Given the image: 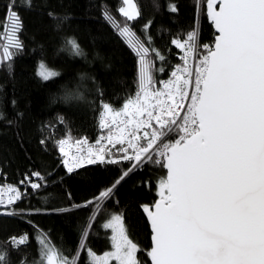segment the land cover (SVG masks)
<instances>
[{
  "label": "snow or ice",
  "instance_id": "obj_1",
  "mask_svg": "<svg viewBox=\"0 0 264 264\" xmlns=\"http://www.w3.org/2000/svg\"><path fill=\"white\" fill-rule=\"evenodd\" d=\"M122 4L119 13L127 21H136L140 12L134 0H122ZM21 6L31 9L32 0ZM192 6L196 16L210 22L213 39L201 43L196 23L184 40L173 38L171 45L182 53V63L171 66L168 78L159 80L160 87H156L157 74L165 73L171 61L154 47L150 25L143 26L142 39L128 24H115L105 13L138 57L136 91L119 110L102 104L98 128L104 134L98 136L95 147L86 138L78 139L70 154L65 150L69 141H59L62 166L66 174H73L86 171L87 166L126 162L113 184L94 197L114 203L117 187L145 165L166 169L158 181L159 200L151 207L142 206L151 227L147 256L152 264H264V0H192ZM168 10L179 11L174 3ZM7 11L12 38L3 57L11 59L14 53L9 47L23 48L19 38L23 23L16 0H9ZM49 17L58 31L55 14L49 12ZM66 43L81 54L75 38ZM38 75L49 81L58 73L41 63ZM44 179L36 171L25 174L20 184L25 190H36ZM8 191L11 195L7 201L0 198V206L21 201L23 194L17 187ZM76 207L73 203L72 208ZM0 214L41 213L13 208ZM102 227L112 230V250L97 255L81 242L77 251L85 256L84 264H142L137 256L141 249L129 238L121 215H113ZM88 236L85 231L83 241ZM28 243L27 233L5 242L18 254ZM38 244L47 264H80L79 254L72 258L59 254L43 235ZM0 264H13L6 246H0ZM18 264L29 262L21 256Z\"/></svg>",
  "mask_w": 264,
  "mask_h": 264
},
{
  "label": "trees",
  "instance_id": "obj_2",
  "mask_svg": "<svg viewBox=\"0 0 264 264\" xmlns=\"http://www.w3.org/2000/svg\"><path fill=\"white\" fill-rule=\"evenodd\" d=\"M8 2L0 0V177L23 195L21 201L0 209V213L14 208L25 213L38 209L41 214H0V246L8 247L13 264H18L21 256L29 264H42L38 239L43 235L59 254L69 258L79 254L80 264H84L85 256L77 251L80 243L85 242L97 255L111 251L112 230L102 225L113 215H121L129 238L141 249L138 259L142 264H151L147 256L151 230L142 206L151 207L159 199L158 181L166 170L145 165L117 187L116 203L95 200L100 191L113 184L127 163L92 165L86 171L66 174L59 141L67 139L68 145L84 138L96 141L104 134L98 128L102 104L109 103L119 110L136 91L138 57L119 36L115 24H128L142 39L143 26L150 25L148 32L154 47L171 61L165 73L157 74L156 87H159V80L168 78L171 66L182 63L179 59L182 53L171 45V40L177 36L184 40L186 31L196 23L201 43H210L213 39L210 22L194 14L192 0H135L140 12L136 21H127L119 13L122 0H32L31 9L21 6L26 0H16V11L23 23L19 33L23 48L18 51L9 47L14 53L9 59L3 57L4 47L9 46L12 38L11 21L5 19L6 13L11 15L7 11ZM170 3L176 4L178 13L169 12ZM49 12L55 14V23L60 24L58 31L54 30ZM105 13L111 15L115 24L106 19ZM72 38L79 44L81 54L66 43ZM149 56L159 67L154 54ZM41 62L58 75L43 81L38 75ZM68 89L83 92L85 101L51 102L54 95L58 97ZM36 171L45 177L38 181L41 188L25 190L20 181L25 174L31 176ZM89 200L93 203L85 204ZM73 203L78 207L72 208ZM96 204L101 207L96 209ZM61 208L71 211L60 213ZM33 224L38 227L34 229ZM85 231L89 233L87 241H83ZM22 233L28 234L29 243L18 254L5 242Z\"/></svg>",
  "mask_w": 264,
  "mask_h": 264
},
{
  "label": "clouds",
  "instance_id": "obj_3",
  "mask_svg": "<svg viewBox=\"0 0 264 264\" xmlns=\"http://www.w3.org/2000/svg\"><path fill=\"white\" fill-rule=\"evenodd\" d=\"M85 101V97L83 92H77L72 89L65 90L57 97L54 95L51 98V102H63L65 104L72 103V102H80L83 103Z\"/></svg>",
  "mask_w": 264,
  "mask_h": 264
},
{
  "label": "built area",
  "instance_id": "obj_4",
  "mask_svg": "<svg viewBox=\"0 0 264 264\" xmlns=\"http://www.w3.org/2000/svg\"><path fill=\"white\" fill-rule=\"evenodd\" d=\"M161 86V85H160ZM159 86V87H160ZM191 94V93H190ZM93 147H95V141L94 142H89ZM119 147V146H117ZM65 150L66 151H69L70 154L72 152L75 151V145H65ZM10 187H14L12 184L9 183V181H7L6 178H1L0 177V198L4 199L5 201H7L9 195H11V193L8 191V189ZM16 202L14 201L13 202V205L15 204ZM13 205H5V206H0V209H6L8 207H11Z\"/></svg>",
  "mask_w": 264,
  "mask_h": 264
},
{
  "label": "rangeland",
  "instance_id": "obj_5",
  "mask_svg": "<svg viewBox=\"0 0 264 264\" xmlns=\"http://www.w3.org/2000/svg\"><path fill=\"white\" fill-rule=\"evenodd\" d=\"M134 3H136L135 0H134ZM123 6H124V5H123ZM137 10L139 11L138 6H137ZM41 63H43V62H41ZM41 63H39V65H40ZM43 64H44V63H43ZM39 65H38V72H39ZM50 70H51V69H50ZM52 71H54V70H52ZM42 264H47L46 260H44V262H43Z\"/></svg>",
  "mask_w": 264,
  "mask_h": 264
},
{
  "label": "water",
  "instance_id": "obj_6",
  "mask_svg": "<svg viewBox=\"0 0 264 264\" xmlns=\"http://www.w3.org/2000/svg\"><path fill=\"white\" fill-rule=\"evenodd\" d=\"M217 7H219V6H217ZM165 170H166V169H165ZM158 200H159V199H158ZM158 200H157V201H158ZM157 201H156V202H157ZM145 215H146V214H145ZM146 219H147V217H146ZM147 221H148V220H147ZM148 223H149V226H150V222H149V221H148ZM150 230H151V227H150ZM151 235H152V233H151ZM151 246H152V241H151ZM150 250H151V249H150ZM149 261H150V263L152 264V262H151V258H150V257H149Z\"/></svg>",
  "mask_w": 264,
  "mask_h": 264
}]
</instances>
